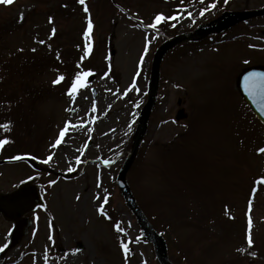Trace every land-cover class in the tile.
Instances as JSON below:
<instances>
[{"label": "rangeland", "instance_id": "374dc122", "mask_svg": "<svg viewBox=\"0 0 264 264\" xmlns=\"http://www.w3.org/2000/svg\"><path fill=\"white\" fill-rule=\"evenodd\" d=\"M86 2L94 23L95 49L85 67L94 75L89 79L90 88L80 94L88 98L77 105L65 95V85L52 84L59 69L66 67L55 68L50 61L56 60L57 54L68 60L69 83L78 70L76 56L85 44L83 6L77 0H14L12 5H0V60L5 62L0 64V125L6 124L11 112L9 135L35 138L27 152L40 146L42 160L54 153L50 164L37 163L35 172L40 181L50 185L46 197L52 237L47 236L49 219L41 214L38 229L8 255L7 262L160 264L153 246L141 239L140 227L125 206L116 178L130 153L147 99L155 51L168 38L192 32L219 15L208 11L201 15L205 8L199 0H115L121 11L110 0ZM230 2L228 11L264 8V0ZM160 13L177 19L150 27ZM49 17L54 18L51 24ZM53 27L56 35L49 39ZM224 39L239 40L243 45L235 42L212 48L222 40L216 38L198 45L185 43L166 56L145 142L127 175L148 217L160 228H167L169 256L180 264H264V182L257 183L264 177V154H257V149L264 147V126L236 91V80L244 69L256 63L264 65V18L237 26ZM33 48L37 50L31 51ZM58 48L69 53L66 59ZM38 54L44 56L33 64L25 63ZM133 82L139 92L133 89L124 95ZM21 88H26L27 95L18 93ZM16 94L22 97H14ZM179 100L182 106H178ZM93 101L95 113L91 112ZM180 107L188 119L176 122ZM70 108L76 109L78 116L76 111H66ZM69 120H83L87 128L70 129L65 142L52 149L50 145ZM28 129L34 137L26 136ZM19 144L9 143L0 149V190L13 189L34 172L21 160L3 165L5 151L19 152ZM77 157L82 167L76 163ZM105 160L113 163L105 164ZM69 167L75 170L69 172ZM53 180L56 184H49ZM182 187L195 195L190 198ZM254 188L257 197L251 215L256 246L249 251H256V258L236 251L247 247L245 217L248 195ZM105 194L110 197L104 207L111 219L97 210ZM230 209L237 220L230 221ZM117 222L123 233L115 231ZM8 230L0 219V246L6 242ZM122 240L131 241L127 262L120 247Z\"/></svg>", "mask_w": 264, "mask_h": 264}, {"label": "snow or ice", "instance_id": "6c2138e0", "mask_svg": "<svg viewBox=\"0 0 264 264\" xmlns=\"http://www.w3.org/2000/svg\"><path fill=\"white\" fill-rule=\"evenodd\" d=\"M77 2L83 6V11L86 14V28L85 31L83 32V38L85 41L84 44V48H83V55L80 57V60L77 62L76 64V68L78 69L77 71H75L72 74V78L69 82V84L66 86L65 89V95H67L71 102L73 104H75L76 102V98L77 96H79L81 94V91L84 89H89L90 88V84H89V79L90 77H92L94 75L93 71L91 69H87L84 65V60L89 57L92 53V33H93V29H94V23H93V19L91 17V13H90V9L88 7V4L86 2V0H77ZM14 3V0H0V5H12ZM201 3H203V0H201ZM224 3L227 4L228 0H224ZM65 7H67V5H64ZM211 9L216 8V4L212 3L209 6ZM208 8L202 9L200 14L204 15V13L206 11H208ZM189 16H191V13H189ZM167 19H172L175 20L177 19L176 16H172V17H166L163 13L157 14L154 17V23H152L150 25V27L152 28H156L158 24L165 22ZM20 20L21 22L23 21V14H21L20 16ZM50 24L54 22V18L53 17H49V21ZM175 26V25H173ZM57 29L55 27H53L51 29V34L49 39H51V37H54L56 35ZM39 44H45L46 41L44 40H38L37 41ZM50 47V45H49ZM80 46L77 45V48H79ZM37 49L33 48L31 49V51L35 52ZM19 51H23V49H19ZM59 54H57V59H59ZM143 61V57L141 58V62ZM245 63H248V61H245ZM66 80V76L64 74H60L58 75L53 81L52 84L54 86L56 85H60L62 84L64 81ZM177 87H179V85H177ZM243 88L245 90V92L249 95V97L253 98V99H257L259 98V100L257 101L258 103H260L261 101H264V73H259V72H250L248 74H246L243 77ZM133 89H135L137 92H139V88L136 87L135 82H133L132 87L129 88L124 95H127V93L129 91H132ZM110 91V90H109ZM94 94V91H93ZM85 99H87L88 97L85 96ZM139 105H137L138 107ZM261 110L262 112H264V103H262L261 105ZM66 111H71V112H75L76 109L74 108H70V109H66ZM97 111V106L95 101H93L92 105H91V112L95 113ZM93 122H95V119L93 120ZM134 122V121H133ZM186 127V126H185ZM0 128H3L5 130H10V123L7 124H3L0 125ZM87 128V125L83 122V120H81V123H74L72 121H66L64 126L62 128H60L59 133L57 138L55 139V141L50 145V147L52 149H56L58 148L62 143L65 142V137L69 134L70 129H81L84 130ZM129 131H131V124L129 125ZM9 143H11V141L9 139H0V149H3L6 145H8ZM87 145L84 146V148H86ZM84 149H78V151L83 152ZM257 154H264V147H260L257 149ZM53 155L54 153H50L46 159L42 160L41 163L43 164H50V162L53 160ZM25 157L22 156H14L11 159L13 160H21L24 159ZM33 160L37 159V157L32 156L31 157ZM76 163L79 164L81 163V160L79 157L76 158ZM105 164L110 165L111 163H113V161H108L105 160L104 161ZM75 169L72 167L68 168V171H74ZM264 182V177L261 178L260 181H257V183H261ZM50 184L55 185L56 181H50ZM97 187H100V184H97ZM106 191V190H105ZM255 191L256 189H253V199L255 197ZM97 200H100V196L97 195L95 197ZM77 200L80 199L79 196L76 197ZM253 199L249 200L248 203V213H247V235H246V244L247 247H240L237 248L236 251L244 254L247 253L248 255H250L252 258H256L258 253L256 251H249L250 249H252L254 247V239H253V235H252V229H253V219H252V204H253ZM109 200V196L107 194H105L103 196V200L102 203L98 206V212L101 216H104L107 219H111L110 216H108L107 212L105 211V207L104 205H106L108 203ZM232 219H234V217H230ZM113 227L115 229L116 232L118 233H123L125 230L124 228L121 227V223L117 222L113 224ZM51 239V237H50ZM131 241H121L120 242V247L122 249L125 261L127 262L128 257L131 253V249L129 247ZM3 248H0V251H3ZM80 249H76V252H79ZM67 257H64V259H66ZM45 259H47V256H45ZM146 264V262H145Z\"/></svg>", "mask_w": 264, "mask_h": 264}, {"label": "water", "instance_id": "95a60500", "mask_svg": "<svg viewBox=\"0 0 264 264\" xmlns=\"http://www.w3.org/2000/svg\"><path fill=\"white\" fill-rule=\"evenodd\" d=\"M258 16H264V10L253 11V12H242V13H225L218 20L208 25L200 27L192 35L180 36L178 38L168 41L158 50V52L155 55L154 62H153L152 80L150 83L148 103L141 114L138 128H137L135 138H134L132 154L130 158L128 159L126 165L124 166L122 172L119 175L118 185L122 191V194L126 200L127 205L132 209V211L134 212V214L137 216L139 220V223L143 230L144 238L154 243L156 254L161 264H171L167 256L166 243L162 239V237L159 236L153 230V228L148 224L146 218L144 217L143 213L141 212L138 205L136 204V201L126 182V174L128 170L130 169L135 159V156L138 152V148L141 142L143 141V138L147 132L148 121H149L152 109L154 107L155 98H156V94L158 91L159 78H160V66H161L162 59L170 49H172L174 46L180 44L183 41H186V40L199 41L207 37L209 34L223 32L225 30H228L233 25H236L244 20H248L250 18L258 17ZM254 112L258 116V118L264 123V112H262L261 106L257 108V110H254ZM184 117L185 116L183 115V113L180 112L178 115V119H181ZM23 190L24 188L10 195H4L0 193V214H2L5 220L11 221L17 225V228L13 233V237H12L13 243L11 244L10 248L15 246L18 242H20V239L25 234L24 232H21L22 227H23L21 226V217L26 212H29L30 205H29L27 198L24 197L23 195Z\"/></svg>", "mask_w": 264, "mask_h": 264}, {"label": "bare ground", "instance_id": "6f19581e", "mask_svg": "<svg viewBox=\"0 0 264 264\" xmlns=\"http://www.w3.org/2000/svg\"><path fill=\"white\" fill-rule=\"evenodd\" d=\"M83 100H84V98H83L81 95H79L78 98L76 99V103H75V104L77 105V102H78V101H79L80 103H82ZM71 104H72V103H71ZM78 106H79V105H78ZM77 113H78V112L76 111V113H75L74 115L78 116Z\"/></svg>", "mask_w": 264, "mask_h": 264}]
</instances>
